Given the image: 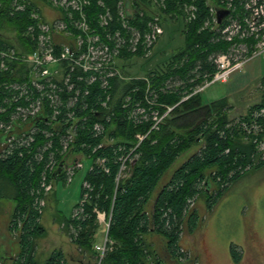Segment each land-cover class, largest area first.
Instances as JSON below:
<instances>
[{
  "label": "trees",
  "instance_id": "obj_1",
  "mask_svg": "<svg viewBox=\"0 0 264 264\" xmlns=\"http://www.w3.org/2000/svg\"><path fill=\"white\" fill-rule=\"evenodd\" d=\"M26 1L29 3L26 10L15 12L14 0H0V49L8 47L15 49L18 53H29L36 47V42L26 36L25 31L29 26L36 24L31 15L37 8V1ZM239 1L236 0L238 16L243 11ZM122 2L125 1L111 0L109 9L113 13L114 22L109 30L115 33L118 30L121 31L123 38L125 37L124 39L128 41L130 38L128 30L118 18V14L123 10ZM131 3L135 15L131 20H127V23L138 27L139 30H147L149 22H153L156 18L155 13L149 11L151 7L157 8L156 12L165 32L166 28L173 25L181 27L183 46L156 69L148 71L147 81L125 84L127 95L131 94L134 101L143 100L145 90L149 88L148 94L153 93L152 96L159 103L155 109L161 115L166 111L164 106L173 107V110L164 118L158 130L149 132L151 122L134 126L136 124L133 119H129L131 109H124L122 105L124 101H121L124 98L119 99L112 123L105 124L104 134L95 142L93 141L94 144H99L104 142L106 137L115 140L112 146L102 147L92 155V159L107 158L110 173L106 174L98 168L87 173L84 181L92 184L93 192L84 213L79 217H74L72 214L69 219L57 213L56 221L64 224L68 231L73 229L78 233L76 236L72 234L71 239L74 238V243L80 248L90 249L95 244L92 240L98 229L97 214L93 213V209L97 208L106 217L111 214L107 234L113 241V246L111 251L107 252L105 264H148L152 261L160 264L157 250L151 249V245L145 238L150 233L157 234L166 241V248L171 259L180 264H195L192 263L193 260L185 258V253L181 250V236L184 230H187L189 234L193 233L202 220L197 210L190 208V202L202 195L206 183L212 180L221 187L213 200L212 196H207V206L211 210L229 186L246 174L248 170H244L245 168L264 167V160L255 166V161L252 159L253 154L257 153L252 141H259L264 135V113H262L264 80L262 81L263 100L253 105L248 115L241 117L240 120L241 126L246 124L253 132L242 131V134H239L234 128L228 129L232 120L229 119L230 108L225 100L205 104L200 94L191 95L203 83L206 76L212 78L217 73L215 58L221 54H228L234 45L222 36L220 27L216 26L213 15L210 13L212 7L219 6V2L216 0H164V2L162 0H132ZM188 6L196 7L194 18H191L193 16L190 11L189 13L186 11ZM89 10L90 14H93L98 11V8L94 3ZM88 23L100 33L101 37L105 38L108 30L100 28V23L94 16L89 17ZM235 42L239 43L240 40L236 39ZM123 47L117 57L119 61L134 58L149 59L144 58L141 49L133 53L129 49V44ZM15 67L19 68L18 71L15 69L5 72L0 69V91L2 92L0 106L3 105L6 93L4 85L23 81V75L20 76V73L26 70V65L16 64ZM118 84L116 80L115 92H117ZM187 96L190 97L185 99ZM211 119L213 120L210 121ZM110 125L114 126V131L109 130ZM255 126L260 130L257 136L254 131ZM42 129H45V126L41 127ZM88 136L90 135L83 134L82 138H88ZM144 136L146 137L141 141ZM245 136L252 140L251 144L242 145L235 140ZM199 138L200 140L205 138V145L201 152L192 156L174 172L169 183L158 194L153 210L149 213L147 205L162 177L182 153L197 144ZM47 142L48 139L38 132L34 144L0 160V190L4 192L2 196L10 198L6 194L10 188L11 192L14 191L13 201L16 204L9 231L16 233L20 251L16 257L6 259L10 260L11 264H37L34 257V240L44 235V229L39 222L41 214L36 205L37 197H39L36 193L41 187L38 180L50 154L55 153L58 158L54 150H44ZM138 143L140 146L136 150V164L130 170V179H125L115 194L117 159L124 151L120 147H126V151ZM91 152V150L84 151L76 148L71 150L61 162L68 159L71 154L89 155ZM40 157H43V161ZM214 167H217L218 171L216 174L211 172L209 179L207 171ZM62 169L59 173L55 172L57 173L55 179L60 174L64 176ZM209 191V189L206 190V192ZM83 192L82 185V195ZM78 206L76 205L75 209ZM233 259L235 264H238L241 259V255L234 249ZM45 264H68V262L61 250H55Z\"/></svg>",
  "mask_w": 264,
  "mask_h": 264
},
{
  "label": "built area",
  "instance_id": "obj_2",
  "mask_svg": "<svg viewBox=\"0 0 264 264\" xmlns=\"http://www.w3.org/2000/svg\"><path fill=\"white\" fill-rule=\"evenodd\" d=\"M38 1V0H36ZM48 3L56 8L57 15L50 20L49 16L43 15V9ZM122 12L118 18L123 22L124 28L128 30L129 40L123 38L121 31L113 32L110 29L114 22V16L109 9L111 0H41L37 3V8L32 12V17L36 19V24L29 26L25 35L36 42V47L29 53H18L13 48L0 49V69L2 71L17 70L15 67L18 59H22L27 54L25 64L26 70L20 73L23 81L11 82L4 85L6 92L3 105L0 106V160L11 155L20 149H26L35 143L38 132L44 133L48 142L44 145V150H63L69 143H76L77 147L85 151L91 150V154L80 155L83 158L89 157L92 162L91 169H101L106 174L110 173L107 165V158L97 157L92 159V155L102 147L112 146L110 143L94 144L105 132V123L113 119L116 108L109 109L108 104L113 100L114 82L117 80L116 61L123 45L129 44V49L136 53L140 49L144 58H149L153 54V48L161 36L164 35V27L156 12V7L149 8L155 13L156 18L149 22L148 29L142 31L138 27L129 25L127 20H131L135 15L132 8V0H124ZM164 2V0H162ZM218 7H212L210 13L213 15L214 23L220 27L222 36L227 42L234 43L228 54H221L215 58L217 73L212 77L204 79L191 95L198 94L206 87L216 81L226 82L233 71H241L244 65L259 56L264 55V0H240L239 6L243 8L238 16L236 11L238 6L236 0H216ZM96 4L98 11L90 14V8ZM29 3L26 0H14L13 10L24 12ZM127 5L130 8V16ZM43 6H45L43 8ZM58 8V9H57ZM186 11L195 17L196 7L188 6ZM223 8L229 11V15L224 18L221 24L217 22L216 9ZM233 13V15H232ZM41 14L42 18L38 15ZM94 16L100 23V28L108 30L105 38L101 37L96 29L92 28L88 21ZM39 20V21H38ZM64 22V23H63ZM208 26V23H206ZM67 30V35H61L59 31ZM240 40L236 43L235 40ZM107 40V41H106ZM252 40V42H250ZM251 50L252 53H251ZM25 59V58H23ZM141 81H147L143 78ZM150 89L145 90L144 99L138 100L144 112L132 109L129 112V119L135 123L144 124L151 122V130L159 127L173 107H166L163 115L155 109L159 103L150 93ZM2 92L0 91V95ZM190 95V96H191ZM152 96V98H149ZM187 96L186 98L190 97ZM185 98V99H186ZM184 99V100H185ZM153 101L154 104L149 103ZM103 108L108 112H104ZM264 113V110L262 111ZM103 119V120H102ZM45 129L41 130V127ZM63 134H65L63 136ZM83 134H89L88 138H82ZM59 136V146H57L56 136ZM61 135V137H60ZM75 135L76 138H75ZM144 138L141 139V141ZM113 140V139H111ZM140 141V143H141ZM140 143L124 150L118 157V172L115 178V194L121 183L130 174L132 163L136 160L135 154ZM72 150V149H70ZM53 154V153H51ZM50 154L46 163L52 159ZM43 161V157H40ZM67 165V167H66ZM64 168L69 171L81 170L84 168L82 158L74 159L73 164ZM75 172L69 178H73ZM70 179V181H71ZM55 180V179H54ZM53 180V182H54ZM53 182H41V190L46 196L36 200L37 209L41 214L46 207V198L53 191ZM83 195L78 203V208L74 209L73 216L79 217L84 213L86 205L90 202L93 186L90 182H83ZM46 191V192H45ZM42 198V199H40ZM97 214L96 222L103 220L106 222L108 231L111 221V214L106 217L97 208L93 209ZM105 217V218H104ZM104 218V219H102ZM113 241L106 236L103 246H96L95 251L102 261L107 252L112 249Z\"/></svg>",
  "mask_w": 264,
  "mask_h": 264
},
{
  "label": "rangeland",
  "instance_id": "obj_3",
  "mask_svg": "<svg viewBox=\"0 0 264 264\" xmlns=\"http://www.w3.org/2000/svg\"><path fill=\"white\" fill-rule=\"evenodd\" d=\"M39 3L41 0H38ZM38 1L36 3H38ZM45 6H43L44 8ZM58 9V8H57ZM56 8L51 6L47 1V7L43 9V15L49 16L50 20L57 15L55 12ZM42 18L41 14H38ZM31 18L35 21L32 16ZM39 21V20H38ZM64 23V22H63ZM165 30V28H164ZM181 27L178 25H173L172 27L166 28V32L158 40L156 47L153 50V54L149 59L134 58L128 61L117 60L116 69H117V82L118 88L115 92L113 100L108 104L109 109H115L118 100L124 98L122 103L124 109H132L135 111L134 114H137L136 111L144 112L141 108V103L132 99V95L126 93L125 84L133 83L134 81H141L143 78H147L146 73L150 70L156 69L159 65L163 64L168 60L172 55H174L182 46H183V37L181 36ZM63 35H67V30L59 31ZM8 36V34H7ZM14 37V35H12ZM27 54H24L22 59H18L17 63L25 64ZM25 58V59H23ZM27 66V65H26ZM255 66V72L257 73V79L254 80L253 75L251 74L250 67ZM264 77V55L256 57L248 61L241 72L232 75L226 84H217L206 89L205 92L201 94L202 100L205 104L210 103L214 100L221 98H227L228 103L231 104L234 108H231L230 119L232 120L228 129L234 128L239 134H242V131H247V133L253 132L250 131V127L246 124L241 126L240 120L241 115H248L249 109L255 105L252 99L256 98V102L263 100V97L260 96V92H257L255 95L249 94L252 91L263 90V86H255L259 80ZM255 81V82H254ZM254 85L250 91L248 86ZM251 100L248 103H245L244 106L240 105L243 99ZM187 99V98H186ZM154 104L153 101L149 103ZM166 109V107H165ZM104 112H108L107 109L103 108ZM172 112V111H171ZM165 113V112H164ZM103 120V119H102ZM164 119H162L161 123ZM211 119L210 121H212ZM106 121L107 123H112V120ZM105 123V124H107ZM160 123V124H161ZM134 126H139L142 124L135 123ZM160 127V125H159ZM156 128L154 130L159 129ZM217 127L214 126V129ZM213 129V130H214ZM255 135L259 133V127H254ZM109 130L114 131V126L110 125ZM149 130V132L154 131ZM106 131V128H105ZM0 129V134H1ZM45 135L44 133H42ZM65 134H63L64 136ZM49 137L45 138H50ZM56 136L57 146H59V136ZM77 135H75L76 138ZM61 137V135H60ZM144 136L143 138H145ZM202 138V137H200ZM197 140V144L192 146L188 151L182 153L176 161L173 163L171 168L165 173L159 182L149 205L147 206V211L152 212L155 200L161 190L169 183L174 172L186 161H188L192 156L199 154L202 148L205 145V138L202 140ZM237 143L242 145H249L252 141L245 136V138L235 139ZM199 141V142H198ZM103 143L114 144L115 140H110L108 137L104 139ZM252 143L255 145L257 153L253 154L252 159L255 161V166L261 160H264V135L259 141L254 140ZM78 148L76 143H69L68 147L63 150L50 149L54 150L58 154V158L55 153L51 154L52 159L49 160L48 165L45 166V169L41 173V177L38 182L52 183V175L58 171L60 162L63 160L71 151ZM80 148V147H79ZM80 150H84L81 149ZM85 151V150H84ZM82 158L84 168L81 170L69 171L66 168H63L64 176L58 175L53 182V191L46 198V207L41 213L40 225L44 229V235L35 238V252L34 257L37 264H45L50 255L55 250H61L67 259L68 264H105V258L100 261L99 256L97 255L94 246H103L106 242L107 230L106 222L103 220L100 223L96 222L97 225H100L94 235L93 242H95L93 248L83 249L80 248L73 239H71L72 234L77 235L78 233L73 229L68 231L64 224H60L57 220V213L66 219H69L73 211L81 200L82 195V185L87 173L91 169L92 162L89 157L83 158L80 155L71 154L68 160V166L73 164L74 159ZM137 159V155L135 154ZM60 161V162H59ZM67 167V165H66ZM250 168V167H249ZM245 168L248 170L240 179L235 181L229 186V190L221 198L218 199L217 204L209 210L207 206V196H212V200L217 196L219 185L217 182L209 181L205 185L204 192L202 195H199L194 201L190 202V208L197 210L200 214L201 222L199 227L191 234L184 230L182 233L181 240V250L185 253V258L193 260L192 263L195 264H235L233 259V249L237 254H242V257L245 258V261H241L238 264H264V167L255 169L254 168ZM218 171L217 167L209 169L207 171V177L210 179V173L216 174ZM75 172L73 178L72 174ZM61 177V178H60ZM71 179V181H70ZM225 182V181H224ZM223 182V183H224ZM209 189V192L206 190ZM6 194L10 197H3L0 190V257L6 255L8 257H16L20 251L16 233H11L9 231V224L13 218V214L16 208V204L13 201L14 195L11 192L10 188ZM46 192V191H45ZM37 196L43 197L47 194L43 193L41 187L37 190ZM37 197V201L38 198ZM42 199V198H40ZM105 218V217H104ZM102 218V219H104ZM159 255V259L164 264L166 260V252L163 248L162 241L156 244V249ZM111 251V250H110ZM184 258V259H185ZM186 260V259H185ZM244 260V259H243ZM3 264H11V261H4ZM148 264H154L150 262Z\"/></svg>",
  "mask_w": 264,
  "mask_h": 264
},
{
  "label": "crops",
  "instance_id": "obj_4",
  "mask_svg": "<svg viewBox=\"0 0 264 264\" xmlns=\"http://www.w3.org/2000/svg\"><path fill=\"white\" fill-rule=\"evenodd\" d=\"M255 66H251L250 67V72H251V74L253 75V77H254V80L255 79H257L258 77V75H257V73L255 72ZM239 72H241V71H233V72H231L230 73V75H229V78L227 79V81L226 82H223V81H216V82H213L211 85H209L208 87H206L204 90H202L200 93H198V94H202L203 92H205L206 91V89H208L209 87H211V86H213V85H215V84H217V82H219V83H221V84H226V83H228V81H229V79H230V77L232 76V75H234V74H236V73H239ZM264 80V77H262L260 80H259V82L255 85V84H253V85H250V86H248V89L246 90V92L247 91H250L251 90V88H253L254 87V85L257 87L258 85H260V86H262V81ZM255 82V81H254ZM261 91V93H260V96L261 97H263V90L261 89V90H257V91H252L251 90V93H248L247 95H249V94H252V95H255L257 92H260ZM248 98V96L246 97V99ZM221 100H225L226 102H227V104H228V107L230 108L229 109V119H230V111H231V108H234L233 106H231V104H229L228 103V99L227 98H221V99H218V100H214V101H212V102H210V103H207V104H211V103H213V102H217V101H221ZM253 101H254V103H256V104H258L259 102H261L260 101V97H259V102H256L255 100H256V98L255 99H252ZM251 100H245V99H243L242 101H241V104L240 105H242V106H244V104L245 103H248V102H250ZM243 116H245V114L244 115H241L240 117H243ZM230 189V188H229ZM228 189V190H229ZM228 190L225 192V194L228 192ZM150 203V202H149ZM149 203H148V205H149ZM147 205V206H148ZM100 225H102V223L100 224ZM100 225H98V228H99V226ZM146 240H147V242L151 245V249H156V244L157 243H160L161 241H162V243H163V248H164V250H165V252H166V254H167V256H166V260L164 261V264H180V263H178L176 260H173V259H171V257H170V255L168 254V251H167V248H166V241L162 238V237H160V236H158L157 234H154V233H150V235H147L146 237ZM156 253L158 254V252L156 251ZM158 257H159V255H158ZM7 258H12V257H8V256H6V255H3V257H0V264H3V262L4 261H8V260H6ZM244 259V260H243ZM160 261V260H159ZM241 261H245V258L244 257H242V254H241V259H240V262ZM154 264H155V262L154 261H152ZM161 262V261H160ZM162 263V262H161ZM160 263V264H161Z\"/></svg>",
  "mask_w": 264,
  "mask_h": 264
},
{
  "label": "water",
  "instance_id": "obj_5",
  "mask_svg": "<svg viewBox=\"0 0 264 264\" xmlns=\"http://www.w3.org/2000/svg\"><path fill=\"white\" fill-rule=\"evenodd\" d=\"M127 8H128V10H129L128 13H129V16H130V8H129V5H127ZM228 15H229V11H228V10H225V9H223V8H217V9H216V18H217V22H218L219 24H221L222 21L224 20V18L227 17ZM66 164H67V159H66L64 162H61L60 167H59L57 173H59V172L61 171V169L64 168V166H65ZM135 164H136V160L132 163V167H131V169L135 166ZM57 173L54 174V176H53L54 179H55V175H56ZM130 176H131V173H130L129 176L127 177V180L130 179Z\"/></svg>",
  "mask_w": 264,
  "mask_h": 264
}]
</instances>
